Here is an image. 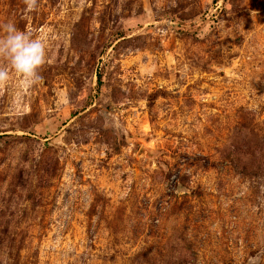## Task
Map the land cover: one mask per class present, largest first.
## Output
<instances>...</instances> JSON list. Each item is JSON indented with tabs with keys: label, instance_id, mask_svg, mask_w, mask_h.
Here are the masks:
<instances>
[{
	"label": "rangeland",
	"instance_id": "374dc122",
	"mask_svg": "<svg viewBox=\"0 0 264 264\" xmlns=\"http://www.w3.org/2000/svg\"><path fill=\"white\" fill-rule=\"evenodd\" d=\"M0 264H264V0H0Z\"/></svg>",
	"mask_w": 264,
	"mask_h": 264
}]
</instances>
